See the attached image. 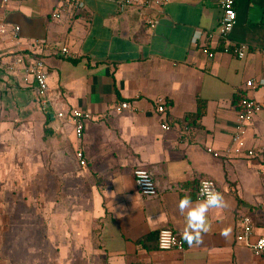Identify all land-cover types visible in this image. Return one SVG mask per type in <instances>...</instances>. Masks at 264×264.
Here are the masks:
<instances>
[{
  "label": "crops",
  "instance_id": "crops-1",
  "mask_svg": "<svg viewBox=\"0 0 264 264\" xmlns=\"http://www.w3.org/2000/svg\"><path fill=\"white\" fill-rule=\"evenodd\" d=\"M236 10L229 41L247 45V55L222 51L216 37L210 58L207 40L194 44L192 36L217 32L220 0H161L124 11L105 0H85L80 11L67 0H0V187L14 186L16 158L30 169L34 144L39 158L53 155L58 185L72 187L65 197H88V208L34 212L31 225L15 226L14 213L0 210V264H264L251 251L264 236V86H246L264 75V0H236ZM38 59L56 108L89 113L81 138L68 118L41 109L26 69ZM245 95L263 105L244 131L253 158L227 150ZM137 168L150 171L156 195L140 193ZM202 180L214 181L225 199L209 210L211 231L201 244L160 250V230L181 236L178 201L196 202ZM242 215L255 226L249 242L236 240Z\"/></svg>",
  "mask_w": 264,
  "mask_h": 264
},
{
  "label": "built area",
  "instance_id": "built-area-1",
  "mask_svg": "<svg viewBox=\"0 0 264 264\" xmlns=\"http://www.w3.org/2000/svg\"><path fill=\"white\" fill-rule=\"evenodd\" d=\"M72 6L75 11H80L84 5L85 0H67ZM112 3H115L119 10L124 11L126 8L130 6H149V5H160L161 0H105ZM220 7L222 8V15L220 19V24L218 27L217 32H200V39L205 38L207 40L208 45L204 47V50L206 54L213 58L214 50L211 48L209 43H212L210 41H213L216 37H219L222 40V48L221 50L229 53L237 58H244L248 52V46L245 44H233L229 41V35L231 31L233 30L234 26L237 23L238 14L236 10V0H220ZM55 17H59V14L56 13ZM151 26L154 27L155 23L153 21L150 22ZM19 30L18 27H15L13 29V32H17ZM0 31L5 32L6 31V24H3L0 26ZM198 40V39H197ZM197 40L194 44L197 43ZM212 45V44H211ZM213 47V46H212ZM68 50L66 48L63 49V52H67ZM263 57H264V49L262 51ZM19 62H23L22 57L17 58ZM27 73L28 75H31L33 77V80L36 83L37 86V93L39 98V104L41 109L46 112L50 113L51 111H55V114L60 119H66L68 118L69 121H72L75 125V132L76 137L81 138V135L83 134L86 120L90 117L89 113L83 112L78 109H73L70 111V113H66L65 111L59 110L56 108L57 102L55 103L53 100L48 98L49 94V83H48V72L46 70L45 63L43 60L38 59L32 63H30L29 66H27ZM246 86L249 89H255L258 87L264 86V75L258 79H250L246 82ZM158 104V111L160 113H163L165 111V99L163 97H159L157 99ZM121 107L123 109H129L133 110V107L129 102H123L121 104ZM263 110L262 103L258 102L257 100L253 99L252 97L245 95L241 98L239 104H238V111L235 121V126L233 128V131H231V145L229 146L228 153L234 157H248L253 158L256 155V152L254 148L249 147L245 140V132L248 125L254 120L255 116L260 113ZM163 128L167 129L168 125L163 124ZM209 152H212L214 156H219V153L216 151H213V149L209 148ZM261 153L264 156V146L260 149ZM76 157L79 160V163L81 165L86 164L85 154L83 151L78 150L76 152ZM145 173L146 179L139 176L138 173ZM134 179L136 186L140 193L144 196H154L158 192V188L156 185V182L150 174V171L145 168H137L134 170ZM212 184L215 186L216 190L220 192L218 186L216 183L212 180ZM201 184V183H200ZM199 191H200V185L198 187L197 191V197L199 199H202L199 197ZM264 207V202L263 205ZM254 223L253 219L250 215H242L239 223V229L236 234V240L238 242H249L253 236H254ZM164 231H170L172 236L175 238V243L171 244L169 247H161V233ZM158 248L162 251H171V250H178L182 251L185 249V241L181 239V236L175 233L171 229H162L159 232L158 235ZM251 251L259 257L264 258V236L256 237V239L251 243Z\"/></svg>",
  "mask_w": 264,
  "mask_h": 264
},
{
  "label": "rangeland",
  "instance_id": "rangeland-1",
  "mask_svg": "<svg viewBox=\"0 0 264 264\" xmlns=\"http://www.w3.org/2000/svg\"><path fill=\"white\" fill-rule=\"evenodd\" d=\"M38 151L39 148L32 144L30 169L21 159L16 158L17 174L14 186H10L7 193L6 190L3 191L5 187H0V193L4 194L0 197V210L14 213V216L12 214L13 217L10 218L14 220L15 226L31 225L27 222H37L39 218L35 213L39 211H71L81 205L88 208V197H65L66 192L72 187H66L67 189L64 190L58 185V169L51 168V164L48 163V160L54 163L53 155L49 158L47 156L39 158ZM39 161L43 163V168L38 166ZM58 194H61L60 197ZM25 211L35 213L23 217Z\"/></svg>",
  "mask_w": 264,
  "mask_h": 264
},
{
  "label": "clouds",
  "instance_id": "clouds-1",
  "mask_svg": "<svg viewBox=\"0 0 264 264\" xmlns=\"http://www.w3.org/2000/svg\"><path fill=\"white\" fill-rule=\"evenodd\" d=\"M200 32L193 33L192 43L200 39ZM139 176L146 179V174L141 172ZM199 197L193 202L191 196L185 195L179 199L177 207L179 212L185 216V224L181 231V239L189 246L203 243V236L211 231V224L208 220L210 209L225 207V199L222 193L216 190L211 181L202 180L200 184ZM231 226L222 228L220 235L227 238L231 234ZM175 243V238L170 231L161 233V247H169Z\"/></svg>",
  "mask_w": 264,
  "mask_h": 264
},
{
  "label": "trees",
  "instance_id": "trees-1",
  "mask_svg": "<svg viewBox=\"0 0 264 264\" xmlns=\"http://www.w3.org/2000/svg\"><path fill=\"white\" fill-rule=\"evenodd\" d=\"M241 100V99H240Z\"/></svg>",
  "mask_w": 264,
  "mask_h": 264
}]
</instances>
